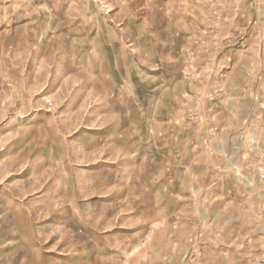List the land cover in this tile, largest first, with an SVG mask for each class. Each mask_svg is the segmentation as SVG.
Listing matches in <instances>:
<instances>
[{"label": "rangeland", "instance_id": "1", "mask_svg": "<svg viewBox=\"0 0 264 264\" xmlns=\"http://www.w3.org/2000/svg\"><path fill=\"white\" fill-rule=\"evenodd\" d=\"M0 264H264V0H0Z\"/></svg>", "mask_w": 264, "mask_h": 264}, {"label": "crops", "instance_id": "2", "mask_svg": "<svg viewBox=\"0 0 264 264\" xmlns=\"http://www.w3.org/2000/svg\"><path fill=\"white\" fill-rule=\"evenodd\" d=\"M177 87L175 86H165V88L157 91V92H154L155 89H153V92H148L144 95V98H143V102H139V99H134V103L133 104H129L130 103V100H128V106H127V110L128 112H130L132 109H135V106L137 105L140 109L142 108L143 109V106L145 105V111H150V112H156L157 111V107L160 106V104H168V103H171L173 104L174 102L177 104V102L180 100L181 102L183 101V96H184V93H183V90H180L178 91L176 89ZM151 93V94H150ZM172 94V100L169 99V97L166 99V100H161V97L167 95V94ZM175 98V99H174ZM162 101V102H160ZM141 105V106H139ZM156 115V114H154ZM127 120H130L131 116L128 114L127 116ZM135 117V116H134ZM155 116L152 117V119H154ZM150 126H156V124L154 123H150Z\"/></svg>", "mask_w": 264, "mask_h": 264}]
</instances>
